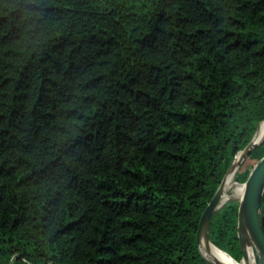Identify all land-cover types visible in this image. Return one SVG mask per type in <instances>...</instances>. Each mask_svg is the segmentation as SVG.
I'll use <instances>...</instances> for the list:
<instances>
[{"label": "trees", "instance_id": "trees-1", "mask_svg": "<svg viewBox=\"0 0 264 264\" xmlns=\"http://www.w3.org/2000/svg\"><path fill=\"white\" fill-rule=\"evenodd\" d=\"M263 121L264 0H0V264H214Z\"/></svg>", "mask_w": 264, "mask_h": 264}, {"label": "water", "instance_id": "water-1", "mask_svg": "<svg viewBox=\"0 0 264 264\" xmlns=\"http://www.w3.org/2000/svg\"><path fill=\"white\" fill-rule=\"evenodd\" d=\"M263 123L264 121L259 123L258 130L254 138L237 156L229 173L234 171L236 175L237 171L239 170L245 159L251 154L253 149L264 143V139L261 141L256 140V136ZM229 173L224 178L216 195L209 203L202 216L198 230V242L200 244V249L202 247H208L211 244L216 246L210 238V225L212 217L214 213L219 210L221 201L225 194L226 182ZM243 185L246 186V190L242 200L240 201L239 208V237L244 252L243 258L245 257L246 253L244 249L242 231L248 230L256 242V248L254 250L255 264H264V157L255 165L248 180ZM213 263L220 264V262L218 261Z\"/></svg>", "mask_w": 264, "mask_h": 264}, {"label": "bare ground", "instance_id": "bare-ground-1", "mask_svg": "<svg viewBox=\"0 0 264 264\" xmlns=\"http://www.w3.org/2000/svg\"><path fill=\"white\" fill-rule=\"evenodd\" d=\"M263 139H264V123L262 124L256 136L257 141H261ZM234 183H235V172L232 171L229 173L227 177L226 190L229 189L231 186L235 185ZM245 190H246V186L242 185L239 188L235 189L234 195L236 197L239 196L243 198ZM228 199H229L228 195L224 194L221 204L225 203ZM242 237H243L244 249H245L246 255L243 258V260L240 262L235 260L227 252L219 249L213 244L209 245L208 247H204V248L206 249L208 253V257L212 259L214 262L216 261L220 262V264H255L254 250L256 248V242L248 230L242 231Z\"/></svg>", "mask_w": 264, "mask_h": 264}, {"label": "rangeland", "instance_id": "rangeland-1", "mask_svg": "<svg viewBox=\"0 0 264 264\" xmlns=\"http://www.w3.org/2000/svg\"><path fill=\"white\" fill-rule=\"evenodd\" d=\"M235 185H233V186H231L229 189H227L226 191H225V194L226 195H228V197H229V199L225 202V203H223V204H221L220 205V207H219V210L221 209V208H223L227 203H229V202H231V201H241L242 200V198L241 197H236L235 195H234V193H235V189H237V188H239L240 186H242L244 183H239L237 180H236V178H235V183H234ZM201 251H202V254L209 260V261H211L212 263L214 262L212 259H210L209 257H208V253H207V251H206V249L204 248V247H202L201 248Z\"/></svg>", "mask_w": 264, "mask_h": 264}]
</instances>
